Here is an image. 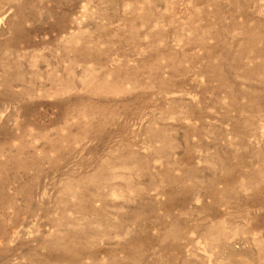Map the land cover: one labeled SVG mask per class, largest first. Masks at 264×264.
Instances as JSON below:
<instances>
[{
  "label": "rangeland",
  "instance_id": "374dc122",
  "mask_svg": "<svg viewBox=\"0 0 264 264\" xmlns=\"http://www.w3.org/2000/svg\"><path fill=\"white\" fill-rule=\"evenodd\" d=\"M0 264H264V0H0Z\"/></svg>",
  "mask_w": 264,
  "mask_h": 264
},
{
  "label": "bare ground",
  "instance_id": "6f19581e",
  "mask_svg": "<svg viewBox=\"0 0 264 264\" xmlns=\"http://www.w3.org/2000/svg\"><path fill=\"white\" fill-rule=\"evenodd\" d=\"M259 158V157H258ZM263 158V157H262Z\"/></svg>",
  "mask_w": 264,
  "mask_h": 264
}]
</instances>
